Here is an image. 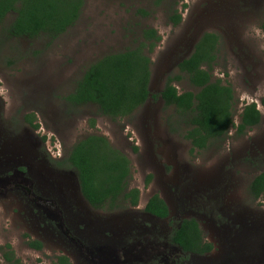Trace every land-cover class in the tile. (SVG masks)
Masks as SVG:
<instances>
[{"label":"rangeland","instance_id":"obj_1","mask_svg":"<svg viewBox=\"0 0 264 264\" xmlns=\"http://www.w3.org/2000/svg\"><path fill=\"white\" fill-rule=\"evenodd\" d=\"M175 12L183 18L178 26L169 19ZM14 18L10 15L0 25L2 149L19 153L26 146L30 153L34 146L62 157L86 137L104 136L130 159L132 176L126 191L138 189L140 203L153 194L165 197L163 191L168 198L177 191L178 203L185 194L189 200L197 197L196 202L211 197L218 203L216 215L210 218L218 226L220 221L221 228L207 223L205 216L200 219L205 239L215 250L192 264H264V196L255 199L249 190L264 172V0H165L160 6L155 0H86L76 25L57 39L12 37L8 28ZM147 28L162 37L150 55L153 99L131 116L114 121L101 115L96 105L67 102L92 64L106 55L137 48ZM206 32L221 37L213 79L233 88L236 125L243 109L252 103L257 104L263 121L244 135L231 129L223 140L193 151L185 138L190 130L187 121L175 108L154 98ZM176 86L180 92H197L186 79ZM32 115L38 129L28 122ZM149 175L153 180H147ZM6 203L0 201V246L12 243L19 256L27 255L26 264H53L23 247V235L29 228L24 231L2 223ZM25 209L15 212L31 223L30 210ZM118 211H94L83 228L82 233L90 236L93 245H101V251L107 240L117 239L109 230L117 228L116 216L123 213ZM10 219L17 220L15 216ZM33 224L40 228L39 221ZM108 253L112 256L114 252ZM2 260L0 251V264Z\"/></svg>","mask_w":264,"mask_h":264},{"label":"trees","instance_id":"obj_2","mask_svg":"<svg viewBox=\"0 0 264 264\" xmlns=\"http://www.w3.org/2000/svg\"><path fill=\"white\" fill-rule=\"evenodd\" d=\"M165 0H155L160 6ZM86 0H0V25L10 16L14 21L8 34L15 38L35 39L42 35L57 39L74 27L79 20ZM141 13H146L142 10ZM175 26L182 22V15L175 12L169 18ZM264 30V23L262 25ZM143 41L134 49L109 54L92 64L77 82L76 89L66 98L67 102L80 106L96 105L101 115L117 120L131 116L143 107L152 96L153 54L162 41L158 31L144 29ZM221 37L206 33L197 43L191 56L183 60L177 74L167 77L165 86L158 96L167 108H175L190 130L185 138L190 141L193 151L205 150L213 142L223 140L231 129L238 136L260 125L262 114L256 103L247 105L240 123L234 121L236 104L231 86L221 80H214V64L217 61ZM148 50V52H146ZM186 79L197 92H180L177 83ZM28 122L35 129L34 115ZM68 167L79 175L82 193L95 208L110 209L118 201L128 200L136 205L139 190L129 192L128 181L132 176L130 159L113 148L109 140L101 135H90L74 145L67 159ZM250 193L255 199L264 196V172L250 185ZM148 211L164 217L167 209L156 196L148 205ZM174 242L185 251L204 254L210 251L202 248L201 231L196 221L186 220L174 236Z\"/></svg>","mask_w":264,"mask_h":264},{"label":"flooded vegetation","instance_id":"obj_3","mask_svg":"<svg viewBox=\"0 0 264 264\" xmlns=\"http://www.w3.org/2000/svg\"><path fill=\"white\" fill-rule=\"evenodd\" d=\"M69 154L58 157L46 150H35L34 146L30 153L26 146L19 153H13L2 149L0 145V201L6 200L8 205L3 209L2 223L9 227H20L24 231H27L26 227L29 228V234L23 235L26 242L23 247L27 250L38 252L53 264H192L203 260L215 250V245L205 239L203 223L200 222L202 216H205L207 223H212L210 216L216 215L218 207L213 198L196 202L197 197L196 200H189L188 194H185L182 195L184 200L178 203L177 191L170 198L163 191L166 198L153 194L143 204L142 201L140 203L142 193L139 191L136 205L128 200L127 203L118 201L112 209L108 205L95 208L82 193L78 172L68 167ZM153 178L149 175L147 180ZM156 196L167 209L164 217L148 211V205ZM25 207L30 210L31 223L20 212H15L26 211ZM119 209L123 213L116 216L117 228L109 230L117 239L112 237L107 240L103 245L105 249L101 251V245H93L90 236L82 233L83 228L90 223L89 217L94 211L115 213ZM13 216L17 220H8V217ZM186 220L197 222L203 241L202 248H206V245L210 248L209 252L200 254L185 251L174 242L176 232ZM38 221L40 228L33 224ZM100 222L106 226L105 220ZM212 224L216 229L222 226L220 221L219 226L216 222ZM0 251L2 264H26L27 255L22 253L24 258L19 256L12 243L0 246ZM108 252L114 253L111 256ZM42 259L39 257L41 262ZM209 259L213 261V258Z\"/></svg>","mask_w":264,"mask_h":264}]
</instances>
